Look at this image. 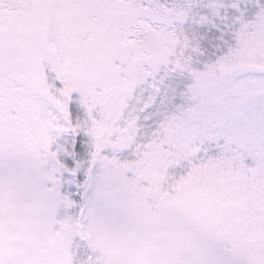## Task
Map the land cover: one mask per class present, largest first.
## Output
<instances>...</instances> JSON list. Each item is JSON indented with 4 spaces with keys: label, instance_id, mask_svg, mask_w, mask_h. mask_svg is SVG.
I'll list each match as a JSON object with an SVG mask.
<instances>
[{
    "label": "snow or ice",
    "instance_id": "1",
    "mask_svg": "<svg viewBox=\"0 0 264 264\" xmlns=\"http://www.w3.org/2000/svg\"><path fill=\"white\" fill-rule=\"evenodd\" d=\"M0 264H264V0H0Z\"/></svg>",
    "mask_w": 264,
    "mask_h": 264
}]
</instances>
